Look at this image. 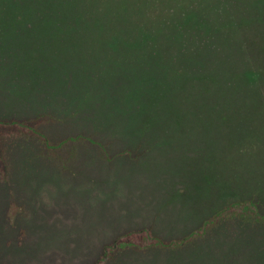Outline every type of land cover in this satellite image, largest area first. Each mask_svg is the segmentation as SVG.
Here are the masks:
<instances>
[{"label": "rangeland", "instance_id": "1", "mask_svg": "<svg viewBox=\"0 0 264 264\" xmlns=\"http://www.w3.org/2000/svg\"><path fill=\"white\" fill-rule=\"evenodd\" d=\"M34 118L43 138L3 142L0 264H95L235 201L264 214V0H0V120ZM104 264H264V225Z\"/></svg>", "mask_w": 264, "mask_h": 264}, {"label": "trees", "instance_id": "2", "mask_svg": "<svg viewBox=\"0 0 264 264\" xmlns=\"http://www.w3.org/2000/svg\"><path fill=\"white\" fill-rule=\"evenodd\" d=\"M41 122L42 120L39 118L30 120H0V172L2 170V172H4L5 168V163L2 160V152L4 150L3 142L5 143L7 141L6 139L21 136L23 134H32L43 138V135L36 129V126L40 125ZM45 143H47V141ZM234 218H241L245 220L255 218L256 221L264 225V214L259 211V208L255 201H235L224 206L212 217L204 221L201 227L179 240H162L152 235L149 228H145L139 231L127 232L109 246L104 247L101 256L95 262V264H104L110 252L117 249L124 250L127 248H134L138 250H146L153 247L161 249L180 248L192 242L193 239L202 237L207 230L217 226L220 222Z\"/></svg>", "mask_w": 264, "mask_h": 264}]
</instances>
